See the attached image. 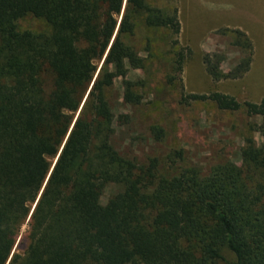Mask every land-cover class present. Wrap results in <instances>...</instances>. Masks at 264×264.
Listing matches in <instances>:
<instances>
[{
    "label": "trees",
    "instance_id": "1",
    "mask_svg": "<svg viewBox=\"0 0 264 264\" xmlns=\"http://www.w3.org/2000/svg\"><path fill=\"white\" fill-rule=\"evenodd\" d=\"M26 17L42 27L21 29ZM140 28L148 33L143 60L128 41ZM161 31L171 37L170 63L179 70L187 55L177 46L176 6L0 0V264H264V142L257 144L254 124L241 163L225 159L208 170L183 164L182 148L139 162L112 144L111 56L142 68L157 57L150 33ZM233 33L241 56L229 71L220 68L222 52L203 56L213 80L249 69L252 43ZM134 84H124L133 106L142 97ZM188 97L223 110L243 106L262 118L264 137V96L243 104L219 92ZM150 132L154 141L164 137L159 126ZM108 185L119 189L102 203ZM15 245L23 253H12Z\"/></svg>",
    "mask_w": 264,
    "mask_h": 264
},
{
    "label": "rangeland",
    "instance_id": "2",
    "mask_svg": "<svg viewBox=\"0 0 264 264\" xmlns=\"http://www.w3.org/2000/svg\"><path fill=\"white\" fill-rule=\"evenodd\" d=\"M148 2L159 7L178 8L180 32L177 46H181L187 56L181 69H172L173 44L165 31L150 33L155 37L157 57L150 61L145 59L142 68H135L128 59L120 60L117 52L112 54V85L108 92L115 114L113 146L139 162L151 156H165L172 148H182L185 155L183 164L196 165L201 170H208L225 159L240 164V148L250 124L255 126L252 135L257 144L264 142L260 131L262 118L248 116L243 106L236 111L223 110L211 100L195 101L188 96L219 92L233 96L241 104L261 100L264 96V0ZM120 19L121 15L118 22ZM19 25L21 29L40 26L30 17L21 20ZM234 30L244 32L252 43L249 69L238 78L213 80L205 69L203 56L205 53L222 52L226 58L220 63V68L224 72L229 71L241 56L239 47L231 43ZM147 34L144 28H140L136 36L128 39L142 60L146 57L143 48ZM102 61L98 62V68ZM126 80L135 83V92L142 96L140 104L133 106L126 101ZM121 114L128 115L126 124L117 122ZM151 126L163 129L161 141L153 140ZM118 189L116 185H108L101 202L105 203ZM27 232L28 225L25 223L20 236ZM14 252L23 253V250L15 245ZM225 253L229 260L234 259L230 252Z\"/></svg>",
    "mask_w": 264,
    "mask_h": 264
},
{
    "label": "water",
    "instance_id": "3",
    "mask_svg": "<svg viewBox=\"0 0 264 264\" xmlns=\"http://www.w3.org/2000/svg\"><path fill=\"white\" fill-rule=\"evenodd\" d=\"M77 115H78V113H77ZM34 207V206H33Z\"/></svg>",
    "mask_w": 264,
    "mask_h": 264
}]
</instances>
